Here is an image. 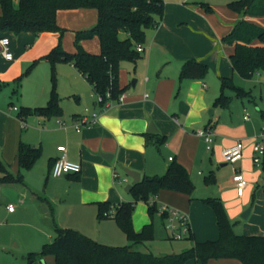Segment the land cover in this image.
I'll use <instances>...</instances> for the list:
<instances>
[{
  "label": "crops",
  "instance_id": "obj_1",
  "mask_svg": "<svg viewBox=\"0 0 264 264\" xmlns=\"http://www.w3.org/2000/svg\"><path fill=\"white\" fill-rule=\"evenodd\" d=\"M163 1L159 24L146 31L145 50L136 62L121 64L119 82L125 88L124 102L108 109L98 123L79 130L72 127L76 118L87 108L96 111L98 105L92 85L70 62L55 65L56 91L63 114H30L24 121L19 114L23 108L48 104L53 90L51 64L43 58L59 43L67 52H75L77 32L91 30L97 24L98 11H58L57 22L63 33L0 31V40L10 38L13 53L12 60L6 59L0 45V179L5 169L14 176L20 172L24 175L22 183L0 182V264H27L29 253L39 252L54 240L55 222L106 245H129L112 215L121 203L134 200L131 190L137 182L132 174L140 180L161 176L174 161L188 170L195 183L192 197L163 190L154 200L159 207L168 205L188 214L195 241L217 240L220 234L216 213L203 201L205 198L222 200L237 234L264 236V157L259 166L253 161L256 142L264 148L260 137L264 103L257 102L251 91L235 82L237 75L244 78L232 65L237 41L225 40L241 20L264 28V16L238 12L231 6L237 0ZM89 39L81 41L82 47L90 53H100L98 36ZM254 43L264 45L262 39ZM190 60L208 66L203 78L181 76L183 66ZM19 78L21 87L17 89ZM223 78L232 80L244 93L223 90ZM228 90L235 96L228 95ZM222 92L228 97L225 106L216 104ZM245 98L251 99L254 107L247 105ZM14 104L18 110L11 108ZM250 109V119L246 120L244 116ZM58 118L69 128L60 127ZM204 128L214 134L211 149L197 134ZM237 141L244 143L243 158L234 164L225 162L222 151ZM21 144L42 149L41 157L30 169L19 166ZM62 145L66 146L68 159L82 165L79 174L52 175L53 163L61 154L58 147ZM238 171L248 180L243 196L238 195L232 180ZM210 174L215 176L213 184L205 181ZM100 203L111 206L108 217L102 220L98 218ZM10 204H14L12 211L8 209ZM14 217L22 218L30 228L26 239L15 232L17 224L22 223L13 221ZM165 220L161 212L152 217L148 204L137 202L133 213L135 230L153 223L155 237L135 248L165 255L193 246L191 240L186 244L172 242L170 232L167 238L161 229ZM30 264H55V257L48 255ZM185 264L201 262L192 258ZM208 264L242 262L222 258Z\"/></svg>",
  "mask_w": 264,
  "mask_h": 264
},
{
  "label": "trees",
  "instance_id": "obj_2",
  "mask_svg": "<svg viewBox=\"0 0 264 264\" xmlns=\"http://www.w3.org/2000/svg\"><path fill=\"white\" fill-rule=\"evenodd\" d=\"M231 6L245 15L264 16V0H237ZM0 7V31L15 34L63 33V29L57 22L58 11L80 8H93L98 11L97 24L91 30L77 32L75 52H67L59 43L43 58L52 65L51 97L44 107L23 108L19 117L24 121L30 114L45 117H60L63 114L61 98L56 91L55 65L59 61L72 63L92 85L95 93L106 96L110 90L114 99L125 93V88H121L119 82L121 64L124 61L136 62L139 59L141 52L137 50V46L144 43L147 29L159 24L164 12V1L19 0L16 3V0H0ZM122 34L126 37L123 38ZM94 36H98L100 40L101 50L98 54L86 51L81 45L83 39ZM256 39L264 41V28L245 20H241L232 34L225 38L230 43L237 41L232 65L244 78H251L255 73L264 72V45L255 44ZM207 72L206 64L190 60L183 66L181 76L193 79L203 78ZM20 81L21 78L16 81L17 89ZM222 89H235L239 93H244L242 88H238L228 78L222 79ZM227 99L228 97L222 92L216 104L225 106ZM41 155V147L21 144L18 153L20 168H32ZM0 166L3 167L1 163ZM23 181L22 172L14 176L6 169L4 176L0 179V182L22 183ZM205 181L207 184H213L214 174L207 176ZM195 188L188 170L174 161L164 175L145 177L137 182L131 190L134 200L121 203L112 215L126 234L129 245H106L78 230L62 228L55 222L56 237L53 241L44 244L39 252L29 253L26 256L27 264L48 255L55 257V264H185L192 258L200 261L201 264H208L212 259L222 258H235L242 264H264V236L237 234L220 198L203 199L216 213L220 230L217 240L197 242L189 229L187 239L194 244L180 253L156 255L153 252H144L135 248L139 244L152 241L155 237L153 223L146 225L140 231L135 230L133 213L136 203L139 201L147 203L149 213L154 217L160 212L154 198L161 191H176L192 197ZM110 207L109 203L99 204L98 218L100 220L108 217ZM51 211L54 214L53 208ZM163 216L166 217L165 214Z\"/></svg>",
  "mask_w": 264,
  "mask_h": 264
},
{
  "label": "built area",
  "instance_id": "obj_3",
  "mask_svg": "<svg viewBox=\"0 0 264 264\" xmlns=\"http://www.w3.org/2000/svg\"><path fill=\"white\" fill-rule=\"evenodd\" d=\"M0 45L3 56L8 60H12L13 53L10 48V38L7 36L2 37L0 40ZM137 50L139 52H143L145 50L143 44H139L137 46ZM93 96L96 98L98 109L96 111H91L89 108H87L85 113L76 118L75 123L72 125L73 128L79 130L83 127L92 126L98 123L102 114H104L108 109L115 106L116 104L124 102L126 97L125 93H122L118 98L114 99L110 90L106 93V96L95 92L93 93ZM11 108L18 110V107L16 106ZM244 118L246 120L250 119L249 112L245 114ZM57 122L60 127L64 129L69 128V125H67V123L62 118H58ZM23 125H25L24 122ZM197 134L198 136L205 139L208 149H211L214 141V134L212 130L209 128L200 129L197 131ZM260 137L264 139V125L262 126ZM58 150L61 152V154L55 159L53 163L52 175L54 177H60L67 174H79L82 171V165L78 162L68 159L66 146H59ZM243 156L244 143L242 141H237L235 145L225 148L222 151L223 160L227 163H237L243 158ZM263 157L264 148L262 147L261 142L257 141L256 153L253 157L254 163L258 166L261 165ZM232 180L236 183L238 195L243 196L248 186V180L246 179L245 175L241 171H238L234 174ZM8 209L11 211L14 210V204H10ZM159 210L162 214L166 215V228L171 233L173 239L180 240L183 239L185 235H188L190 229V220L186 213L168 205L160 206Z\"/></svg>",
  "mask_w": 264,
  "mask_h": 264
},
{
  "label": "rangeland",
  "instance_id": "obj_4",
  "mask_svg": "<svg viewBox=\"0 0 264 264\" xmlns=\"http://www.w3.org/2000/svg\"><path fill=\"white\" fill-rule=\"evenodd\" d=\"M18 1L19 0H16V3H18ZM89 40L92 41V38ZM35 68H36V66H35ZM51 76H52V67L50 65V80H51ZM235 82L239 86L243 87L244 89L251 91L252 96L255 97V100L257 102L264 103V72L263 71L255 73L251 78H241L237 75ZM20 89H21L20 92H22L23 86ZM227 94L231 95L232 97L235 96L234 92H232L230 90L227 91ZM244 101L246 102L247 105L251 104L250 107H252V106L254 107V103H253V101H251V99L245 98ZM14 105L19 108L18 105H16V104H14ZM248 112L251 113V109L248 110ZM154 199H157V196H155ZM176 209H178V208H176ZM17 210H18V208H17ZM178 210H180V209H178ZM180 211H182V210H180ZM182 212H184V211H182ZM13 221L22 223V224H17V226L15 227V232L19 233L18 235L22 236L23 239H26L25 236H27L29 234L30 228L27 226V224H25V221L19 217H14ZM165 223L167 224V220H165ZM161 229L163 231V234L167 235L168 237L167 236L166 237L169 238L170 233L166 229L165 224L161 225ZM171 240H173L172 242H177L179 244H186V243L190 242V240L187 239V235H185L184 238L180 239V240H178V239H171ZM140 249H142V248L140 247ZM143 251H145V250H143Z\"/></svg>",
  "mask_w": 264,
  "mask_h": 264
},
{
  "label": "water",
  "instance_id": "obj_5",
  "mask_svg": "<svg viewBox=\"0 0 264 264\" xmlns=\"http://www.w3.org/2000/svg\"><path fill=\"white\" fill-rule=\"evenodd\" d=\"M132 174V173H131ZM132 176H133V178L135 179V181L136 182H138L139 180H140V178H139V176L137 175H135V174H132ZM133 186L132 185H130V188H132Z\"/></svg>",
  "mask_w": 264,
  "mask_h": 264
}]
</instances>
